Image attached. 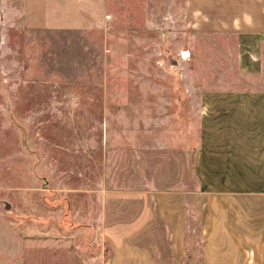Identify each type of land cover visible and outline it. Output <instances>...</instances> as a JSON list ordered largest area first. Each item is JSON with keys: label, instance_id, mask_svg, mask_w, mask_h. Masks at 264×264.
Wrapping results in <instances>:
<instances>
[{"label": "crops", "instance_id": "1", "mask_svg": "<svg viewBox=\"0 0 264 264\" xmlns=\"http://www.w3.org/2000/svg\"><path fill=\"white\" fill-rule=\"evenodd\" d=\"M18 4L26 30L103 32L114 16L110 0ZM168 5L166 28L182 41L167 138L104 146L103 264H193V252L194 264H264V0Z\"/></svg>", "mask_w": 264, "mask_h": 264}, {"label": "rangeland", "instance_id": "2", "mask_svg": "<svg viewBox=\"0 0 264 264\" xmlns=\"http://www.w3.org/2000/svg\"><path fill=\"white\" fill-rule=\"evenodd\" d=\"M168 1L110 0L114 16L97 32L26 30L18 0H0V264L109 256L102 152L167 138L166 82L180 70L171 49L182 41L166 28Z\"/></svg>", "mask_w": 264, "mask_h": 264}, {"label": "built area", "instance_id": "3", "mask_svg": "<svg viewBox=\"0 0 264 264\" xmlns=\"http://www.w3.org/2000/svg\"><path fill=\"white\" fill-rule=\"evenodd\" d=\"M109 17L108 16H105V19H108Z\"/></svg>", "mask_w": 264, "mask_h": 264}]
</instances>
